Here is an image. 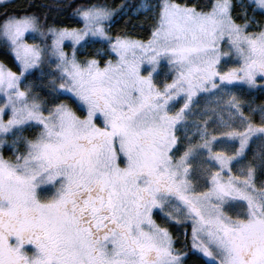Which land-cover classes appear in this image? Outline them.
I'll return each instance as SVG.
<instances>
[{
  "label": "snow or ice",
  "instance_id": "obj_1",
  "mask_svg": "<svg viewBox=\"0 0 264 264\" xmlns=\"http://www.w3.org/2000/svg\"><path fill=\"white\" fill-rule=\"evenodd\" d=\"M126 7L0 0V264H264V0Z\"/></svg>",
  "mask_w": 264,
  "mask_h": 264
},
{
  "label": "trees",
  "instance_id": "obj_2",
  "mask_svg": "<svg viewBox=\"0 0 264 264\" xmlns=\"http://www.w3.org/2000/svg\"><path fill=\"white\" fill-rule=\"evenodd\" d=\"M139 1L140 0H101V2L108 3L109 5L115 6L117 8L121 4H126L128 6L125 8L127 9V14H122L115 18V23L112 27V33L126 32L129 35H132L134 38L141 40H147L150 37L151 20L147 18L145 13L134 14L132 11ZM14 2L18 3L19 0H15ZM37 2H42V0H37ZM93 2H95V0H93ZM0 59L8 67H11L13 70H15L13 58L7 49H0ZM189 264H196V256H193L189 260Z\"/></svg>",
  "mask_w": 264,
  "mask_h": 264
},
{
  "label": "rangeland",
  "instance_id": "obj_3",
  "mask_svg": "<svg viewBox=\"0 0 264 264\" xmlns=\"http://www.w3.org/2000/svg\"><path fill=\"white\" fill-rule=\"evenodd\" d=\"M15 1V0H14ZM145 3H151V0H140L137 4H136V6L133 8V13L134 14H138V13H144V11H143V9L141 8V5L142 4H145ZM124 14H127V9H125L124 10ZM31 42V41H30ZM97 46H99V45H97ZM2 47H0V49H1ZM0 62H2L1 61V59H0ZM231 66V65H230ZM188 231L190 232V228L188 229Z\"/></svg>",
  "mask_w": 264,
  "mask_h": 264
}]
</instances>
